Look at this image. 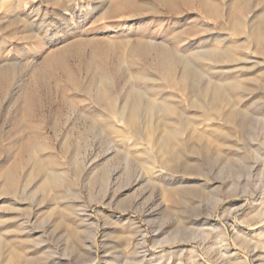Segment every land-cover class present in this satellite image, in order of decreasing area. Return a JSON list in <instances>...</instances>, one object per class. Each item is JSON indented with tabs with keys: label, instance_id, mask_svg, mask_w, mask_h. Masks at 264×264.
<instances>
[{
	"label": "rangeland",
	"instance_id": "374dc122",
	"mask_svg": "<svg viewBox=\"0 0 264 264\" xmlns=\"http://www.w3.org/2000/svg\"><path fill=\"white\" fill-rule=\"evenodd\" d=\"M247 29L264 0H0V264H264V39ZM181 69L224 97L194 111ZM139 93L192 120L175 149L196 171L111 131ZM142 160L154 178L136 181Z\"/></svg>",
	"mask_w": 264,
	"mask_h": 264
},
{
	"label": "bare ground",
	"instance_id": "6f19581e",
	"mask_svg": "<svg viewBox=\"0 0 264 264\" xmlns=\"http://www.w3.org/2000/svg\"><path fill=\"white\" fill-rule=\"evenodd\" d=\"M121 7V6H120ZM119 9V8H118ZM116 9V10H118ZM111 11V10H110ZM119 13V12H116ZM115 14V13H114ZM238 28V27H237ZM231 33V32H230ZM232 33L236 35H242L245 36V43L246 47L248 45H251V42L255 45H259V43L264 39V29H258V30H248L245 31H237V30H232ZM142 41V40H141ZM103 42V41H102ZM105 43V42H104ZM139 43V41H138ZM151 43V42H150ZM146 44V43H145ZM144 44V45H145ZM153 44V43H152ZM158 45V44H157ZM163 45V44H162ZM140 45H138L139 47ZM148 45H146L147 47ZM106 47V46H105ZM133 47V46H132ZM137 47V46H135ZM145 47V48H146ZM153 47L156 48V45ZM150 48V47H148ZM160 48V47H159ZM158 48V49H159ZM109 49V48H108ZM147 49V48H146ZM249 49V48H248ZM156 50V49H155ZM151 51V50H150ZM149 51V52H150ZM168 50H164L163 48H160L159 50L155 51L157 56H160L161 58H166L168 60L169 58H180L178 54H170V52H166ZM257 52V51H255ZM115 54V53H114ZM116 55V54H115ZM181 56V55H180ZM182 57V56H181ZM116 58V57H115ZM158 58V57H157ZM113 59V58H112ZM183 59V57H182ZM114 60V59H113ZM160 60V59H159ZM158 60V61H159ZM176 60V59H174ZM181 60V58H180ZM166 61V60H165ZM179 61V59H178ZM182 61V60H181ZM105 62V61H104ZM106 63V62H105ZM112 63V62H111ZM176 62L173 61H166L164 64L161 66L160 72L162 71L163 75H170V73H175V64ZM160 64V63H159ZM180 64V63H179ZM187 65V63L185 64ZM158 66V65H157ZM179 67V66H178ZM184 69L187 66H183ZM92 68V67H91ZM188 68V67H187ZM148 69V68H147ZM152 69V68H151ZM92 71L94 70L93 68L91 69ZM115 70V68H113ZM158 70V69H157ZM179 70V69H178ZM186 70V69H185ZM181 69L180 73L178 74V81H176L174 84L176 87L180 90H188L189 93V107H191L194 111L200 110L203 106L207 107H212L213 103L216 101V99L220 100L222 97H224V91L222 90V87L218 86L217 84H213L212 82L207 83L205 86H199L197 83H193L190 78L196 80L195 78H199L201 74H199L196 71H185ZM2 71V70H1ZM90 71V70H89ZM100 71V70H99ZM98 71V73H100ZM149 71V70H148ZM159 72V73H160ZM200 72V71H199ZM202 73V71H201ZM74 74V73H73ZM90 74V73H89ZM97 74V73H96ZM69 75V74H66ZM87 75V74H86ZM92 75V74H91ZM161 75V74H160ZM177 75V74H176ZM71 76V74H70ZM69 76V77H70ZM163 76V77H165ZM174 76V75H173ZM191 76V77H190ZM73 77V76H72ZM76 77V76H75ZM140 77V76H139ZM175 77V76H174ZM89 77H87L88 80ZM96 78V77H95ZM151 78V77H150ZM154 79V78H152ZM73 80V79H72ZM75 80V79H74ZM104 80V79H102ZM169 80V79H168ZM171 80V79H170ZM201 80V79H200ZM70 81V79H69ZM77 81V80H76ZM71 82V81H70ZM75 82V81H74ZM73 82V83H74ZM91 82V81H90ZM93 82V81H92ZM102 82V81H101ZM199 82V81H198ZM96 83V81H95ZM104 83V82H102ZM144 83V82H143ZM201 83V82H200ZM71 84V83H70ZM94 84V82H93ZM99 84V83H98ZM204 84V83H203ZM102 85V84H101ZM174 85V86H175ZM201 85V84H200ZM225 85V84H224ZM75 86V85H74ZM91 86V83H90ZM106 86V85H105ZM104 87V85H103ZM108 87V86H107ZM106 87V88H107ZM105 88V87H104ZM160 88V87H159ZM226 88V87H224ZM108 89V88H107ZM110 89V88H109ZM108 91V90H107ZM208 91V93H207ZM224 92V93H223ZM97 95V94H96ZM99 96V95H98ZM149 97V96H148ZM105 98V97H104ZM107 98V97H106ZM129 99V98H127ZM131 99V98H130ZM98 100V99H97ZM101 101V100H100ZM129 101V100H128ZM130 103L127 104L121 111L115 114V116L112 118L110 129L112 132H117L118 130L115 128L114 122L116 120H119L122 122V125L126 128H129L132 130V132L135 134L137 139H145L147 143H149L152 147V149L155 151L158 160L157 164L159 167H165L168 171L171 172H193L196 171L199 166L197 164L190 165L186 162L181 161L180 153H178V150L175 149L177 148L176 146H179L181 144L180 141V134H181V129L186 131L188 129V137L189 139L195 137L194 134V129L192 130L191 127L195 126L193 125L194 123L192 120L186 122L183 121L184 113L176 109V106L174 107L171 104L168 103H158L155 102L149 98L146 97L144 94H140L136 96V98L133 99V101H129ZM173 102V101H172ZM173 104V103H172ZM218 106V105H216ZM215 107V106H214ZM213 107V108H214ZM209 109V108H208ZM216 111V110H215ZM214 111V112H215ZM231 111H229L230 113ZM228 114V112H227ZM224 115V113L222 114ZM232 116V115H231ZM195 117V116H194ZM36 118V117H35ZM235 118V117H234ZM236 119V118H235ZM188 120V119H187ZM225 120V119H223ZM180 121L181 124H179V128L171 126V123H175ZM233 122V120H230ZM238 121V120H237ZM195 122V121H194ZM226 122V121H225ZM229 122V121H228ZM243 122V121H242ZM240 122L238 124L239 127H245L246 124L242 125ZM242 127V128H243ZM246 130V129H245ZM246 132V131H245ZM156 133V135H154ZM196 133V132H195ZM240 133V132H239ZM242 133V132H241ZM243 135V133L241 134ZM197 138V137H196ZM195 138V139H196ZM190 143V142H189ZM29 144V143H28ZM32 144V143H31ZM188 144V143H187ZM191 144V143H190ZM189 144V145H190ZM182 145V144H181ZM188 145V147H189ZM194 145V144H192ZM33 146V145H32ZM135 147V145H133ZM183 146V145H182ZM187 146V145H185ZM198 148V147H197ZM26 149V148H25ZM133 149V148H132ZM181 150V146H180ZM189 150V149H188ZM22 151V149H21ZM177 151V152H176ZM184 152V149L182 150ZM28 152V151H27ZM192 152H196V147L192 149ZM199 152V151H198ZM206 152V151H205ZM19 153V152H18ZM23 153V152H22ZM25 153V152H24ZM23 153V154H24ZM199 154V153H198ZM187 155V154H185ZM189 155V154H188ZM127 156V155H126ZM18 157V156H17ZM129 157V155H128ZM127 157V158H128ZM147 159V158H146ZM144 161V160H142ZM142 173H140L137 178V180H142L143 176H147L148 180L150 178H154V169L155 166L147 162L146 160L142 163ZM61 174H58V179L59 181L61 180ZM55 176V175H54ZM64 179V178H63ZM56 181V180H55ZM58 181V182H59ZM147 181V180H146ZM9 183V181H8ZM7 183V184H8ZM55 185V184H54ZM63 186V185H62ZM46 187V186H45ZM51 188V187H50Z\"/></svg>",
	"mask_w": 264,
	"mask_h": 264
}]
</instances>
